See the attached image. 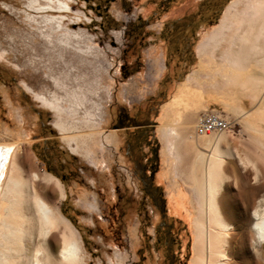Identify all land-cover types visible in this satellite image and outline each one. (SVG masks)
<instances>
[{
	"label": "rangeland",
	"instance_id": "obj_1",
	"mask_svg": "<svg viewBox=\"0 0 264 264\" xmlns=\"http://www.w3.org/2000/svg\"><path fill=\"white\" fill-rule=\"evenodd\" d=\"M240 1L70 0L68 11L50 13L63 15L70 31L92 36L83 43L96 56L80 59L55 40L48 43L23 13L43 14L28 9L27 0H0V148L61 180L63 199L57 189L38 188L79 231L84 264H193L200 199L191 172L196 152L219 134L196 131L207 109L233 121L224 146L255 156L260 170L227 160L220 199L244 181L260 187L252 201L264 198V150L256 147L264 148L262 69H235L219 54L227 42L216 49L210 40ZM173 23H183L186 44L164 39ZM23 82L62 108L36 98ZM122 110L138 115L146 131L116 128ZM57 120L77 127L60 131ZM74 133L83 136L73 140ZM43 150L62 171L43 165ZM136 160L154 169L150 178L137 171ZM258 248L260 255L250 249L251 264H264V244Z\"/></svg>",
	"mask_w": 264,
	"mask_h": 264
},
{
	"label": "bare ground",
	"instance_id": "obj_2",
	"mask_svg": "<svg viewBox=\"0 0 264 264\" xmlns=\"http://www.w3.org/2000/svg\"><path fill=\"white\" fill-rule=\"evenodd\" d=\"M69 1L27 0L28 9L43 14L27 10L23 13L31 23L37 24V29L48 43L52 44L55 40L83 59L86 55L94 54L95 47L83 43L85 40L91 41L92 36L70 31L63 26V15L50 13L68 11ZM6 6L16 11L13 6ZM231 13H235V16H230ZM46 28L48 31L44 30ZM56 32L61 33L54 38ZM115 33L118 37L122 36V31ZM210 40L216 49L227 42L228 46L221 47L219 54L235 69H262L263 75L259 74L261 76L257 81L264 86V0H242L232 4ZM251 82L255 84L254 80ZM23 86L36 98L49 102L53 108H62L58 104L55 106L54 100L40 96L28 83L23 82ZM53 125L60 131L77 127L59 120ZM82 136L74 133L70 138L76 140ZM224 145L225 135L219 133L207 139L206 151L198 150L195 154V170L191 175L200 199V213L194 219L196 237L193 264H251L250 249L260 255L257 247L264 244V198L252 201L260 187L248 186L244 181L238 191L227 194L223 199L219 196L225 179L229 178L226 173L227 160L237 158L243 168L251 163L260 171L256 157L253 160V155L246 153L242 157L240 152L238 154V151ZM256 145L257 149L264 150L261 143L257 142ZM11 150L10 147L0 148V264H84L79 231L59 206L47 201L38 188L42 183L49 190L57 189L58 199H63V183L46 170L33 169L31 162L29 167H25L22 159H18L16 152ZM27 155L25 151L24 158ZM243 177L247 178V175Z\"/></svg>",
	"mask_w": 264,
	"mask_h": 264
},
{
	"label": "flooded vegetation",
	"instance_id": "obj_3",
	"mask_svg": "<svg viewBox=\"0 0 264 264\" xmlns=\"http://www.w3.org/2000/svg\"><path fill=\"white\" fill-rule=\"evenodd\" d=\"M194 14V13H193ZM188 15H184L182 18H187ZM191 18V17H190ZM174 19V18H172ZM195 19V18H194ZM186 20V19H184ZM177 22L174 21V23ZM182 22V21H181ZM184 22V21H183ZM173 23V26L168 28L167 26L165 27L167 30L166 31V37L164 38L166 40V42L169 44V45H178V44H181V43H187L188 41L187 40H184L181 38V33L180 30L182 31L183 29V23L181 24H174ZM193 23H195V21H193ZM185 26V25H184ZM143 120L142 119H138V115H129L127 112H125L124 110L120 111L117 119H116V123L114 124L116 126V128H134L135 131L134 133H137V132H140V131H146L144 128L148 126V124H145V123H142ZM136 140L134 139L133 143H135ZM45 150H43L41 153L39 152V156L41 158V161L43 163L44 166H46V168L52 172H55L57 173V170L58 171H62V168H60L58 166V164H55L52 162V160H48L47 157V154L44 152ZM136 159V158H135ZM138 159V158H137ZM140 162V161H138ZM137 162L136 160V169L137 171L145 174V177H151V173L154 172V169H151V168H147L146 165H139V163ZM142 164V163H141ZM61 166V165H60ZM148 174V175H147ZM148 184V183H147Z\"/></svg>",
	"mask_w": 264,
	"mask_h": 264
},
{
	"label": "built area",
	"instance_id": "obj_4",
	"mask_svg": "<svg viewBox=\"0 0 264 264\" xmlns=\"http://www.w3.org/2000/svg\"><path fill=\"white\" fill-rule=\"evenodd\" d=\"M196 131L200 135L225 132L232 133L234 132V123L224 111L207 109L198 115Z\"/></svg>",
	"mask_w": 264,
	"mask_h": 264
},
{
	"label": "crops",
	"instance_id": "obj_5",
	"mask_svg": "<svg viewBox=\"0 0 264 264\" xmlns=\"http://www.w3.org/2000/svg\"><path fill=\"white\" fill-rule=\"evenodd\" d=\"M168 101H166V103H167Z\"/></svg>",
	"mask_w": 264,
	"mask_h": 264
}]
</instances>
